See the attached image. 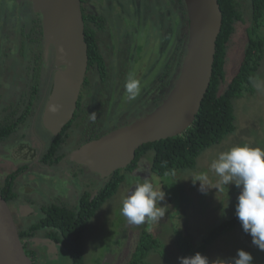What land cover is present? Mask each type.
<instances>
[{"label":"rangeland","instance_id":"rangeland-1","mask_svg":"<svg viewBox=\"0 0 264 264\" xmlns=\"http://www.w3.org/2000/svg\"><path fill=\"white\" fill-rule=\"evenodd\" d=\"M88 1V9L102 13L107 18L106 35L112 43L118 42L119 58L122 57V50L124 54H127L122 47L123 43L129 44L127 71L135 73L141 90L137 95L138 99L133 100L129 106V112L119 115L117 109L113 110L116 103L110 104V112H106L108 109L106 100L111 96L110 90L114 92V95L125 93V84H117L120 80L119 76L110 75L104 82L96 80L95 85L91 84L89 87L92 91L94 89V93L92 91L87 95H85L87 92L84 93L83 112L69 128V137H66V141L62 144L65 151L74 148L76 143L91 139L96 132L102 135L143 117L147 110L143 109L142 105L146 100L149 101L151 90L163 88L167 89V94L171 89L169 85L174 83L173 79L175 80L179 74L186 48L187 36H184L186 14L185 11L183 13L180 5L175 3L176 1L156 0L157 5L159 3L161 9L163 8L164 13L167 14L161 19L157 18V12L148 4L138 5L139 0H117V3H111V0ZM147 2L151 3V0ZM108 3L113 5L111 10L115 7L111 12H109ZM119 6L125 11L120 10ZM110 13L114 15L112 18L108 16ZM121 14L122 19H120ZM147 16L151 20L153 18L160 20L157 24L160 28L157 31L162 35L167 34L169 30L174 32L175 37L172 36L168 41L167 48L159 49L155 40L159 41L157 37L159 33L154 32L156 25L149 26ZM40 21L41 15L32 9L31 0H0V109L6 105H15L24 92L28 94L30 90L28 83L34 66H39L40 84L49 83L52 80L55 70L53 46L45 45L43 36L37 32L36 36L39 37L37 42H30L26 37L32 27L34 30L39 29ZM245 22H248L247 18ZM237 24V31L231 42L236 41L244 26L242 22H237ZM151 29L153 32H150ZM32 36L35 37L34 34ZM166 40L165 36L164 39H160V42L163 44ZM135 44L138 46V51ZM36 54L39 56L38 64L34 60ZM171 59L174 66L170 73V64L167 69L166 64L168 60L170 63ZM236 63L237 59L230 67L232 68L230 71L236 68ZM160 68H162L161 71H159ZM258 75L259 77L254 82L253 92L234 99V132L224 136L218 143L200 150L192 168L158 175L149 170L152 152L147 151L139 158L136 168L119 169L125 176L124 180L119 184L117 191L98 207L86 223L82 235L84 264H99L106 254L113 256L110 264H124L130 259L142 230L155 238L157 244L148 250L141 264H179V257L195 254V249L202 243L211 228L235 215L239 189L234 184L218 189L213 187L203 193L199 190L200 182H194L193 179L199 173H206L210 182L209 186L216 184L219 177L211 171L210 165L220 152L234 145L248 143L264 148V57ZM154 76H156L155 79L158 78V81H155L156 84L149 83L151 79L153 81ZM147 109H149V104ZM39 141V139L30 140L27 137V127L24 125L9 140L0 142V182L8 170L24 163L27 159L31 161L34 149L39 152ZM27 142L30 148L20 150L25 153L22 154L25 159H21L15 151L20 149L18 145L22 144L25 147ZM70 157H73V154ZM39 167L33 164L25 171V174H31V179L27 178V175L16 179L15 190L19 193V201L24 202L28 199L32 205L30 202L32 200L35 206L50 203L57 198V202L74 207L81 193V184L89 181L92 185L97 184L96 177L90 171H84L79 178H69L65 181L62 178L59 179L56 172L50 168L49 171H45V168L40 170ZM40 171L46 173L45 178L41 177ZM62 172L61 177H64ZM130 178L140 182L149 180L156 188H162L166 193L165 199L160 203L168 208L159 222L133 225L127 223L121 215L122 201L133 187L129 183ZM59 199H62V202ZM28 213L32 214L30 211ZM41 214L38 212L26 218H18L16 214L17 226L25 227L26 224L36 221ZM39 249L41 253L38 256L34 255L33 258L35 264H70L69 253L61 245L58 246L52 258L50 254L44 252L43 247ZM237 249L248 251L253 257L252 264H264V251L252 244L251 236L242 230L241 224L209 242L200 252L208 258L210 264H225V261L233 260Z\"/></svg>","mask_w":264,"mask_h":264},{"label":"trees","instance_id":"trees-1","mask_svg":"<svg viewBox=\"0 0 264 264\" xmlns=\"http://www.w3.org/2000/svg\"><path fill=\"white\" fill-rule=\"evenodd\" d=\"M80 1L84 20V39L87 44V69L80 89L76 109L71 120L64 126V129L60 133L53 137L50 136L47 140L48 143L45 146L41 159L43 164L51 167L59 163L64 156L62 144L67 135H69V128L74 124L76 119L78 120V118H80L83 112L84 93L87 92L85 94L87 95L92 91L89 86L91 84L95 85L96 80L102 82H104L105 79L108 80L110 75L115 77L114 74L118 75L120 78V80L117 81L118 85L125 84L130 76L135 78V73L132 74L127 71V56L130 52L129 44L123 43L122 47L127 51V54H124L122 50V57L119 58L118 56H120V54L118 50L120 46L118 42L112 43L106 35L107 18L102 13L93 12L88 9V0ZM95 1L99 2L101 0ZM111 1V3H114L117 0ZM157 1L151 0L150 3L147 2V0H139L138 5L141 4L146 6L148 4L157 12V18L161 19L167 14L166 12L164 13L163 8L161 9L159 3L157 5ZM172 1H176L175 3L180 5L184 13L185 7L183 0ZM217 2L221 10L222 21L220 32L215 42L212 74L193 121L190 126L180 134L153 142H147L138 147L132 162L123 168L124 170L136 168L139 158L147 151L152 152L149 170L158 175L171 174L175 171L192 168L196 163V156L200 150L218 143L224 136L234 132V99L236 100V98L238 99L240 96L253 92L254 82L259 77V70L262 66L264 57V0H217ZM109 5L110 7H107L110 8L109 12H111L115 7L111 10L113 5ZM120 10L124 9L120 7ZM108 16L112 18L114 15L110 13ZM246 18L248 20L247 23L245 22ZM120 19H122V14ZM139 19L142 21L141 17H139ZM147 20L150 23L149 26H151V24L156 25L154 32L159 33L157 36L159 41L155 39L159 49L167 48L168 41L174 35V32L172 33V31L169 30L167 34L165 33L162 35L161 32L157 31L158 28H160V26L157 27L160 20L156 18L151 20L148 16ZM184 20L186 23V26H184V36H187V18L184 17ZM237 22L244 23V26L242 32L236 38V41L231 42L233 35L237 31ZM124 25H126V23H124ZM36 32L37 34L39 33L40 36L43 33L41 21L39 22L38 30H34V27H32L31 31H28L26 37L30 42H37L39 39V37L36 36ZM150 32H153V30L151 29ZM33 34L35 37L32 36ZM126 34L123 35L125 36ZM103 36H105V38H103ZM165 36L167 40L162 44L160 39H164ZM106 40L107 42H105ZM127 41H129V39ZM137 47L136 45V50L138 51ZM34 57L35 63L38 64L39 56L36 54ZM235 59H237L236 68L230 71L232 69L230 67L233 66ZM169 60L167 61L166 69L170 64L169 70L171 73V68L174 65L172 59L170 63H168ZM162 68H160L159 71H161ZM39 77L40 69L39 66L36 65L31 71L30 82L28 83L30 85V90L28 94L24 92L15 105H6L0 109V142L7 140V138L14 134L23 120L30 115V112L33 110L31 106L33 98L36 99L45 95V93H49L51 81L49 84H46V82L40 84ZM155 77L156 76H154L153 81L151 79L149 83L154 82V84H156L158 78L155 79ZM159 80H161L160 77ZM172 85L173 83H170V88ZM166 91L167 89L165 90L163 88L151 90L149 103L146 100L142 105L143 109L147 110L145 113L151 111L161 102L166 95ZM92 92L94 93V89ZM110 94L111 96L106 100L108 105L106 112H110V104L116 103L117 105L113 110L117 109L116 111L119 115L123 112H129V106H131L132 101L138 99L137 95L134 99H129L126 90L122 95H114V92L111 90ZM148 104L149 109H147ZM19 110L22 111L20 115L17 113ZM107 116L108 115H106V117ZM99 136V133L96 132L91 139ZM26 169V164L19 165L18 167L8 170L2 178L0 182V194L8 204L18 199L19 194L15 190V182L18 173ZM119 169L120 168L116 169L109 176L108 180L99 189L96 197L91 201H89L90 194L88 190L92 187V183L89 181L83 183L84 193L74 207H68L64 204L41 205L42 215L36 221H32L25 227L19 226L18 230L21 241L31 236H37L38 230L43 229L46 237H49L56 244L58 243L66 249L70 256V264H84L82 235L86 223L98 207L117 191L119 184L124 180L125 176ZM240 224L236 215L220 222L209 230L207 235L203 238L202 243L195 249V253H201L200 251H203L209 242L214 241L223 233L232 231ZM156 244V239L151 237L147 231L142 230L130 259L124 264H141L148 250ZM182 251H180L181 254H183ZM25 252L33 260L34 257L30 255L29 251L25 249Z\"/></svg>","mask_w":264,"mask_h":264},{"label":"water","instance_id":"water-1","mask_svg":"<svg viewBox=\"0 0 264 264\" xmlns=\"http://www.w3.org/2000/svg\"><path fill=\"white\" fill-rule=\"evenodd\" d=\"M40 12L45 45L54 51L52 86L42 112V125L53 136L71 120L87 69V44L80 0H31ZM188 22L185 54L174 83L161 102L143 117L114 128L82 144L73 155L92 171L104 175L125 168L138 147L147 142L175 136L194 119L212 74L215 42L220 32L222 15L217 0H183ZM60 109L53 113L50 105ZM96 168V170L93 168ZM96 171V172H97ZM32 208L20 206L21 215ZM47 244V252L56 246L47 239L34 238ZM106 254L99 264H110ZM0 264H34L26 254L9 204L0 194Z\"/></svg>","mask_w":264,"mask_h":264},{"label":"clouds","instance_id":"clouds-1","mask_svg":"<svg viewBox=\"0 0 264 264\" xmlns=\"http://www.w3.org/2000/svg\"><path fill=\"white\" fill-rule=\"evenodd\" d=\"M129 99H134L140 91L139 80L129 77L125 83ZM60 105H50V111L55 113ZM93 118H95L93 114ZM219 180L209 186L206 173H199L193 181L200 182V191L206 193L210 188L234 184L238 189L235 215L241 223L242 230L251 236L252 244L264 251V148L248 143L237 144L222 151L210 165ZM133 186L122 201L121 215L127 223L142 225L156 223L167 212L166 205H161L166 193L162 188H156L149 180L140 182L129 180ZM225 208L227 207L224 206ZM223 214V213H221ZM179 264H210L208 258L197 252L191 256L179 257ZM252 255L243 249H237L232 261L225 264H252Z\"/></svg>","mask_w":264,"mask_h":264},{"label":"flooded vegetation","instance_id":"flooded-vegetation-1","mask_svg":"<svg viewBox=\"0 0 264 264\" xmlns=\"http://www.w3.org/2000/svg\"><path fill=\"white\" fill-rule=\"evenodd\" d=\"M46 84H49V83L46 82ZM51 86H52V80H51ZM50 90H51V88H50ZM48 95H49V93H45V95H42L39 98H36V99L33 98L32 102H31V106H32L33 110L30 112V115H28V117L25 118L23 120V122L20 124L21 127L24 126V125H26V127H27V137L30 140H34V139H39L40 140L39 141L40 144L38 143L39 144V152H37V150L34 149L35 151L31 155L33 157L30 158L31 161H29V159H27V160L24 161V163H22L20 165L26 164L27 169H28V167L32 166L33 164H36V166H40L39 167L40 170H43L45 168V171H49V168H50L53 172H56V175L58 176L59 179L62 178L65 181H68L69 178H71V179L72 178H75V177H78L79 178V176H81L84 173V171H90L96 177V179H97V184L96 185H92V187L88 190L89 191V194H90L89 201H91V200H93L96 197L97 193L99 192V189L103 186V184L108 180L109 176L116 169L113 170V171H111L108 175H104V170L97 171L96 168L93 166V168L97 171V172L96 171L94 172V171L91 170V166H87L86 164L79 163L78 160H77L78 157H76V154L73 155V157H70V155L73 154L75 150H77L82 144H84L85 142H87V141H89L91 139H87L83 143H79V144L76 143V146L74 148L70 149V150H67V151L63 150L64 151L63 152L64 156L60 160V162L56 164L57 166L54 165V166L51 167L49 165L43 164L41 158H42V154H43V151L45 149V146L48 143L47 140H48V138L50 136L53 137V135L48 130H46L44 128V126L42 125V121H41L42 112L44 110V106H45L46 100L48 98ZM17 113L20 115L22 113V111L19 110ZM35 116L39 117V119H36ZM64 126L62 127L61 131L64 129ZM21 127H18V129L15 131L14 134H16L17 131H19V129ZM14 134H12L9 138H7V140H9ZM67 137H69V135H67ZM7 140H5V141H7ZM5 141H3V142H5ZM65 141H66V138H65ZM18 146H19L20 149L18 148L19 150L18 151H15V154H19V158L25 159V156L22 155V154H25V153H22L20 150H23L25 148H30V146L28 145V142L25 143V147H23L22 144L21 145H18ZM63 148L64 147L62 146V149ZM18 166H16V167H18ZM26 170H24L23 172L18 173L17 178L20 177V176L27 175V178H30L31 179V177H32L31 174H27V173L25 174V171ZM61 172L64 174V177H61ZM40 175H41V177L42 176H44V178L46 177V173H44L42 171H40ZM66 184L69 185V183H66ZM82 184H81V186H82L81 193H80V195L77 198V202L79 201V198L81 197V195H83V193H84L83 192L84 185H82ZM56 200H57V198H54V201H52L50 203H42V204L33 206L34 202L32 200L31 201L29 200L30 202H32V205H31V203L28 202V199H26V201H24V202H21V201H19L17 199L16 201H13V202L9 203V206H10V209H11V211L13 213V216H14V219H15L16 223H18L17 222V219H16V217H18V216H19L18 218H20V217L26 218L29 215L37 214L38 212L41 214L42 211H41L40 206L43 205V204H45V205H50V204H63V203L57 202ZM59 201L62 202V199H59ZM64 205H66V204H64ZM20 206H30L32 208V210L30 211V213H32V214L27 213L29 215H27V214L26 215H21L20 212H19V207ZM16 214H17V216L15 217ZM28 224H26V225H28ZM34 238L47 239L49 243L51 242V243H53L56 246V250H57L58 246L60 245L58 243L56 244L49 237H46L44 235L43 229H39L37 236H31V237H28V238L23 239V241H22L23 246H24V249H26L27 251H29L30 255H32L33 257H34V255L35 256L36 255L38 256L39 253H41L40 252L41 249H39V247H41V248L43 247L44 248V252L46 254H50V257L51 258L54 256V253L56 252V251L55 252H50V253L47 252V249H48L47 248V244L48 243H42L41 241H38V242L37 241H34ZM32 262H33V260H32Z\"/></svg>","mask_w":264,"mask_h":264}]
</instances>
